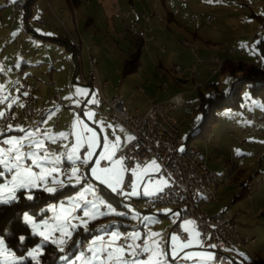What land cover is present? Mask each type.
I'll return each mask as SVG.
<instances>
[{
  "label": "crops",
  "instance_id": "obj_1",
  "mask_svg": "<svg viewBox=\"0 0 264 264\" xmlns=\"http://www.w3.org/2000/svg\"><path fill=\"white\" fill-rule=\"evenodd\" d=\"M5 1L6 3L0 4V48H3L0 54V79L5 81V84L0 81V88H2L0 90V113L3 112L4 105L8 103L7 101L12 96L13 103L20 107L21 103L14 93L17 85L16 74L18 71H23L26 77L37 86L36 106L41 116L34 120L20 117L16 123L1 127L0 150L17 146L15 144H4V140L21 141V151L24 153L36 151L40 156H43L47 152L50 158L59 157V167H57L59 168V173L53 174L47 186L55 187L56 190L66 185L75 186L70 192L60 198L65 207H71L72 204L79 202V197L75 193L84 185H90L89 182H92L98 188V196L101 198H105L100 190L101 185H104L111 193H115L107 184L98 182L93 175L92 177L96 180L94 182L90 181V176H85L84 168H86L87 173H91V168L96 167L94 163L85 166L79 161L73 164L67 159L72 148L78 145L77 154L81 156L82 148L90 142L89 138L94 132L95 146L92 147L91 151L96 155L90 157L94 161L98 160L99 154L105 151L104 145L106 141L111 142L116 137L120 138L119 147L114 149L117 156L120 148L130 141L128 137H132L127 127L105 115L104 112H109L110 108L102 102L98 86H94L92 90L91 85L87 81L91 55L97 60L96 66L101 77L108 80L103 86V90L108 95H120L122 101L129 107L131 112H144L152 101L166 100L177 95V103L173 110L174 115L175 110L179 112V110L186 109L188 98L191 95H194L197 91H202V87L208 86L207 84L210 82L216 83L214 77L221 70V63L225 59H245L249 62H262L256 44L258 40L264 38V33L255 35V32H257L258 25L264 16V1L254 0L253 2L255 3H252V5H246L245 2L238 1L237 3L241 7H233L232 12L240 15L238 19L234 20L233 24L240 26L244 24L245 28L244 30H239L235 27L236 25L232 26L234 31H231L228 37L220 33L222 30L221 21L222 16L226 14V11H229L224 6H233L234 2L232 0H210L208 4L201 6L202 10L200 13L194 9L192 10L193 7L189 8V6L187 7L184 4L174 6L177 12L171 7L172 9L168 11V22L164 20L160 13H158L159 16H151L149 14V19H146L141 15V11L138 10V14L141 17L138 21L139 25L136 26L135 22L128 21L129 23L126 22L124 27L128 31H132L131 33L134 36L137 35L139 39L134 42L126 35L124 41L127 49L125 50L120 47L119 43L118 48H116L113 44L104 45L100 42V36H98L96 31L98 27L94 25V15L88 12L87 19L84 22L81 14L75 10L80 5V0L78 4H71L75 10H73L72 14H68L58 0H47L49 5L52 6L54 3L65 15L67 22L62 18L63 22L65 21L63 24H65V29L67 30L65 33H62L59 27H54L55 18L48 12L47 15H44V20L37 18L39 23L33 22L31 18L34 15V1L27 16L30 26L24 28L19 18L11 19V14L13 13L12 3L16 0ZM162 1L166 6L165 0ZM143 2L145 3V0ZM154 3L155 6H159L158 0H154ZM134 4V0H129L126 6H133ZM52 8L55 7L52 6ZM247 8L251 9L250 14L247 12ZM47 11H49L48 8ZM213 11L217 13L213 14L214 18L210 21L209 17ZM131 15L132 12L125 14L127 17ZM137 19L139 18H135V20ZM97 21L100 22L99 17H97ZM204 21L208 24L206 25ZM132 25L136 26V31L131 30L130 27ZM19 29L25 30L28 33V38L22 40L23 35H21ZM188 35H191V38ZM118 37L113 36V39L119 42ZM225 39L232 40L233 43L229 46L218 45ZM203 40L207 42V47L200 46L201 43L199 41ZM72 41H78L79 47L75 48ZM164 44L168 47H164ZM209 44L214 46H209ZM196 45L199 46L198 51L195 49ZM243 46L246 48L245 55H241L239 52L240 47ZM139 47H141L139 53L140 64L136 70L126 72L128 54L131 56ZM232 47H235V50H232ZM146 48L150 63L141 59L142 52ZM17 63H19V66H16ZM173 63H177V68L170 67ZM11 75L12 80L10 81L8 76ZM57 87L61 88L63 103L50 98ZM8 90H13V95L12 91ZM189 105L192 106V103L189 102ZM75 106H82V113H79ZM16 114L21 115L19 109L16 110ZM255 118L254 114L253 117L249 116L246 119L250 124L258 125L260 122L258 118L257 120ZM194 125L193 123L192 127ZM41 127L44 129L43 132L40 131ZM87 129L92 131L89 132ZM120 129L124 131L122 132ZM60 133H65L66 136L61 137ZM245 133L246 129H244L242 136H235L232 146L229 147L231 152L235 151L237 143L241 141ZM49 135L51 139H49ZM26 140L28 141L27 143L25 142ZM35 141H42L43 149H37ZM47 142H49V145ZM30 144H33V147H29ZM25 145L27 146L26 148H24ZM243 155V153L240 154V156ZM235 157L236 155L233 153V157H230V160L234 164L240 165V162L238 163ZM102 161H100V167L108 166V162L106 165H102ZM152 161H156L158 168L149 166ZM24 163L31 165V160L26 158ZM123 165L127 169L124 161ZM56 166L57 164L45 165L46 168ZM72 167H77L80 170L78 175L82 178L79 182L75 179L69 181L67 178L71 174ZM133 169L136 170L135 174H133ZM239 169L241 168L239 167ZM33 170L38 171L35 168ZM125 174L126 171L122 173V183ZM132 174L133 179L130 189L125 191L122 200L125 206L129 203L128 198L138 200L137 204L139 205L141 203L139 198L147 196L145 191L152 196L168 182L167 177L161 173L160 161L154 154L147 157L144 163L132 168ZM6 175L11 178V174L6 173ZM251 176L241 181L242 194L249 193L252 205L255 206L260 202V208L262 209L264 208V183L260 179H255V184H252ZM53 178L62 181L63 186L60 183H52ZM1 179H4V177ZM221 181L224 182L219 176L218 185ZM122 183L116 185L117 189L121 188ZM133 184L136 186L137 194L130 197L129 193L132 191ZM253 185L255 188H252ZM226 196H228L227 192ZM217 198L218 192L217 196L212 199L201 197L202 210L205 212H217L224 209V207L212 205L211 202L216 201ZM209 202L211 204L206 207ZM162 206L164 208H144L139 217H135V219L131 215L126 216L129 223H124L125 225L123 226L114 223L116 225V233L122 236L126 235L128 229H142V235H139L140 239L136 240L135 243L147 244L150 247H155L154 242L159 243L160 248L166 253L165 256L161 257L163 259L166 258V264H170L167 256L173 259L175 263H178L176 258L181 255L183 250L189 251L185 253L186 255H193L194 252L198 256L199 249H203L202 245L204 247H213V245L205 244V238L195 219L180 218V210L175 206ZM105 209L107 210V207L104 206L101 210L104 211ZM48 212H50L49 209ZM115 214L120 213L117 212ZM237 215L233 211V217L238 221L242 231L245 232L244 225L240 223ZM247 219H250V216H247ZM175 225H178L188 233L186 240L181 239L178 232L173 229ZM256 230H254L255 233L253 235L255 243L258 240ZM111 234V232L110 234L105 232L102 237L106 241L111 239ZM173 236L178 237V241H172L171 238ZM188 241L191 242L190 246L181 249L179 245ZM87 242L89 245L88 239ZM130 242L132 243L129 239ZM116 244H120L119 239L116 240ZM251 252L253 253V251ZM258 256L260 255L258 254ZM192 258H187L186 263L191 264L198 257ZM197 264L200 263L197 262Z\"/></svg>",
  "mask_w": 264,
  "mask_h": 264
},
{
  "label": "rangeland",
  "instance_id": "obj_2",
  "mask_svg": "<svg viewBox=\"0 0 264 264\" xmlns=\"http://www.w3.org/2000/svg\"><path fill=\"white\" fill-rule=\"evenodd\" d=\"M58 1L62 3L63 7L68 12V14L73 13L74 8H72V5L68 0H58ZM80 1H81L80 5L75 10L77 13L81 14L82 19H84V22L87 19L88 12L94 15L95 17L94 25L98 27L96 31L98 36H100V42L103 43L104 45L113 44L114 46H116V48H118V43H119L120 47L123 50L127 49V45L124 41L126 35L134 42L139 39L137 35L134 36L131 33L132 31H128V29H125L124 27L125 23L128 21H132V23L135 22L134 24L136 26L139 25L138 21L140 20L141 17L138 14V10H140L141 12H145L148 15L151 14V16L160 13L164 18V20H167L168 22L169 19L168 11L173 8V10L177 12V9L175 7L178 5L184 4L187 7L189 6V8L193 7L192 10L194 9L195 11H198V13H200L202 10L201 6L206 5L210 2V0H165L167 4L165 6L162 0H158L159 6H155L154 0H145V3L143 2V0H134L135 4L133 6L132 5L126 6L129 0H93L92 2L91 0H80ZM232 1L234 2L233 6H227V5L224 6L226 10L229 11H226V14L222 16L223 18L221 21L222 30L220 31V33L222 35L225 34L226 37H228V34H230L231 31H234L232 30L233 29L232 26H235L236 24H233V22L234 20L238 19L240 15L232 12L233 7H238V8L241 7L240 4H238L237 2L243 1L246 3V5L249 4L252 5V3H255L253 2L254 0H232ZM259 1L263 2L264 0H259ZM1 3H6V1L0 0V4ZM34 3L36 4L34 5ZM194 4L199 6L197 7ZM33 6H34L33 7L34 15L32 16L31 19L38 18L39 20H44V15H47L48 12L50 15H52L55 18L54 27H59L62 33L67 32V30L65 29V24H63L65 21L67 22V19L65 18V15L59 10V8H57L54 5V3L52 4V6H54L55 8H52V6L49 5V2L47 0H34ZM47 8L49 9V11H47ZM128 10L129 12H132V15L130 17L125 16V13ZM247 10H248L247 12L250 14L251 9L247 8ZM214 13L216 14L217 12L213 11L210 15H213ZM97 17L100 18V22L97 21ZM61 18H64L65 21L63 22V19L61 20ZM135 18H139V19L135 20ZM204 22L206 25L208 24L206 21ZM235 27H237V29L239 30L240 29L244 30L245 25L241 24L240 26L237 24ZM19 30L21 35H23L22 40L28 38V33L25 30L24 31L21 29ZM113 36L116 37L119 36L118 37L119 42L114 40ZM188 36L191 38V35ZM179 37L181 38V36ZM199 42L201 43L200 45L201 47L207 45V42L204 40ZM231 43H233L232 40L225 39L224 41L218 43V45L229 46ZM209 46H214V45L209 44ZM164 47H168V46L164 44ZM195 47H196L195 49H197L198 51L199 46L196 45ZM1 48H0V54L2 53L3 50V48L2 49ZM130 57H131L130 54H128L127 58L129 59ZM30 59L32 58L30 57ZM141 59L144 60V62L150 63V60L147 57V48L143 50ZM173 64H171L170 67H172ZM16 66H19V63H17ZM11 77L12 75L8 76L10 81L12 80ZM214 79L216 83H218L219 88H221L222 90H229L233 82L236 80V77L227 71L220 70L216 74ZM1 82L2 83L4 82L5 84V81H1ZM1 89L2 88H0V90ZM8 91L10 92L12 91V95H13V90H8ZM202 91L204 93H208L210 91V87L203 86ZM241 93H242V100L240 101V105L238 107L226 105L217 108L216 109L217 120L212 125L211 131L204 137H201L198 134H193L190 138L189 144L195 145L197 148L201 149L206 153L208 161L211 164V165L209 164V166L216 168L219 173L220 179L224 180V182L221 181L218 185L217 188L218 198L216 201L211 202L212 205H217V207L221 206V208L224 207V209L229 208L232 211H235V213L238 214L237 215L238 220L242 225H244V228L246 230L245 233H247L248 235L253 236L255 233L254 230L258 228V230H256V232L258 233L257 236L258 240L256 241V243L254 242L250 246V249L251 251H253V254L255 255L256 258L258 257L264 258V208L262 209L260 208V204H261L260 202H259L260 204L257 203L255 206H253L252 201L250 199L251 196L249 195V193L242 194L243 187L241 186V181L246 180V178L248 179L251 175H253L250 178L253 180L252 184H255L254 183L255 179H260L262 183H264V123H259L258 125L257 124L255 125L254 123L250 124L246 119L249 117V114L251 112L255 114L256 120L257 118H259V116L264 114V101L259 97L252 95L251 90L247 84H244L242 86ZM12 99L13 96L7 101L8 103L5 105L12 106L13 105ZM189 102L192 103V106L189 105ZM199 106H200V91H197L196 93H194V95H191L190 98H188V104L186 106V109L179 110V112L178 110H175V116H177L181 121L180 135L181 138L184 140H186L190 132H192L191 131L193 128L192 124L194 123L195 126L197 127L199 122L204 119L203 111L200 109ZM1 129L2 128L0 127V130ZM244 129L253 130L254 131L253 135L248 138L246 144H243L241 141L240 142L238 141L239 143H237L235 151L231 152L229 147L232 146L233 141L236 138L235 136H242ZM206 139H209L208 143ZM25 142L27 143L28 141L26 140ZM30 145L31 147H33V144ZM184 146L185 144H182V147ZM233 153H235L236 155L235 158L238 163L240 162V165L234 164L230 160V157H233ZM241 153H243L244 155L240 156ZM56 167H59V165L57 164ZM239 167L241 169H239ZM84 174L85 176L86 175L90 176L91 179L90 181L93 182L96 181L92 177V174L90 172L87 173L86 168H84ZM9 179L10 177H8L5 174L4 179L0 178V183L6 182ZM89 184L90 185L87 184L84 185L78 190L77 193H75V195L79 197L78 200L79 202L77 204L80 205V209H78L75 212V215L78 217H83V209L87 208L91 212L92 210L91 205L95 204L97 206L95 210V215L97 217L96 219H99V223L97 224L96 228L102 231L94 233L93 234L94 236L93 235L90 236L88 238V241L90 243L97 236L102 237L105 232L108 234H110V232L116 233V225L113 224L117 218L116 216H114L115 213L118 212L123 216L131 215V217H134L133 219H135V217L136 218L139 217V215L142 213L141 211H143L144 208H147L143 201H140L141 203L138 205L137 204L138 200L136 201L131 198H128L129 203H127L125 207L123 208L118 207L112 201L98 196L99 194L98 188L92 182H89ZM252 188H255L254 185ZM226 192L228 196H226ZM148 196H150V194L147 195L146 197ZM211 203L210 202L207 203L206 207H209ZM0 204H4V203H0ZM53 205L56 206L54 210L51 207ZM61 205L65 207L63 201L60 199L57 201L52 200L49 203L45 204L43 207L40 208V211L48 208L50 212H48L47 214L44 215V217L41 218H37L33 213L28 211L24 213H28L29 215L34 216L37 222H42L43 220H49V218L51 217L62 214ZM104 206L107 207V210L105 209L106 211L101 210L102 207ZM162 207L163 206H156L153 209H160ZM104 216L106 217L103 218ZM123 216L119 218L124 223L128 224L129 223L128 219ZM247 216H250V219H247ZM84 219L89 221L88 223V229H89L91 227L90 222L95 219H92L91 216L84 217ZM72 222L75 224L80 223L79 220H73ZM133 233H138L139 235L140 234L142 235V229H138V228L128 229L125 237H130L131 234ZM0 237L4 238V236L2 235ZM107 241L108 240H106L105 242ZM126 243H129V241H127ZM4 247H6L9 250V253L14 254L16 257L21 256L15 253L14 251L10 250L6 246L5 239H4ZM201 247L203 249L202 250L199 249L198 256H196L194 252L193 255H189V254L186 255L185 253L189 251L183 250L181 255L178 258H176L178 263H175L173 259L167 256L168 262L170 264H187L185 257H190L189 259H193L192 257H198L197 259L194 258L196 259L193 260L194 262L191 260L192 261L191 264H197V262H199L200 264H224L215 260L216 250H217L215 246L204 247L202 245ZM32 248L28 249L27 251H30ZM80 250L82 249L78 248L75 254L72 255H70V252L65 250V253H62V255L67 254L70 257L74 258L75 255L79 254ZM223 250L224 252L230 255L231 264H237L236 262L242 263L244 262V260L249 259L251 257L250 250L246 248L224 247ZM258 254L260 256H258ZM209 255L212 257V259L206 258ZM2 258H3V254H0V259ZM165 259L161 258L163 264H166Z\"/></svg>",
  "mask_w": 264,
  "mask_h": 264
},
{
  "label": "built area",
  "instance_id": "obj_3",
  "mask_svg": "<svg viewBox=\"0 0 264 264\" xmlns=\"http://www.w3.org/2000/svg\"><path fill=\"white\" fill-rule=\"evenodd\" d=\"M25 4L26 0H16L12 3L11 19L19 18L22 26L28 28L30 23L27 19ZM128 13L129 11L125 14ZM141 15L146 19L150 17L145 12H141ZM157 16L159 15L157 14ZM213 18L214 16L210 15L209 20L212 21ZM33 22L39 23V20L33 19ZM130 28L136 31L135 25ZM260 33H264V16L255 35ZM232 50H235V47H232ZM239 52L241 55H245L246 48L240 47ZM96 65L97 60L91 55L90 69L87 74L88 83L99 87L102 102L110 108L109 112H104L105 115L127 127L134 137L117 153V156L123 158L127 167L122 187L117 190L118 193L124 196L125 191L130 189L133 179L132 168L144 163L147 157L154 154L158 157L161 173L167 177L168 182L161 190L153 194L152 200H141L146 207L154 208L161 204H171L179 208L180 218L195 219L205 238V244L216 247V261L218 262L231 261L230 255L224 252V247H242L251 252L250 246L255 242V237L242 231L238 221L233 217L231 209L225 208L217 212H197L196 195H202V191H209V180L214 179L215 175H219V173L216 168L209 166L208 161H202L204 152L201 149L185 143V140L181 138V121L173 113L178 96L152 101L146 111L133 113L122 101L120 95H108L103 90V86L108 80L101 77ZM177 66V63L172 65L174 68ZM16 82L14 94L21 105L18 107L16 103H13L12 106H4L3 116H0V127L16 123L20 117L34 120L41 116L36 106L37 86L35 83L30 81L23 71L17 72ZM50 98L63 103L61 88L57 87ZM82 108V106H75L79 113H82ZM17 109L20 110L21 115L16 114ZM249 116L253 117L254 113L251 112ZM258 121L264 122V114L259 116ZM40 131L43 132L44 129L41 128ZM253 132V130H246L245 136L241 138L242 143H246ZM47 144L49 145V142ZM182 144L185 146L182 147ZM87 145L85 144L82 148V158L86 154ZM26 147L25 145L24 148ZM101 163L106 165L107 161L103 160ZM216 196L217 192L210 191V199ZM173 229L178 232L181 239L188 238V233L178 225H175ZM127 241L129 240H125V235L119 237V243L124 244ZM79 246L86 252L88 242L82 241Z\"/></svg>",
  "mask_w": 264,
  "mask_h": 264
},
{
  "label": "snow or ice",
  "instance_id": "obj_4",
  "mask_svg": "<svg viewBox=\"0 0 264 264\" xmlns=\"http://www.w3.org/2000/svg\"><path fill=\"white\" fill-rule=\"evenodd\" d=\"M3 116V113H0ZM111 127V126H109ZM122 132L123 129H120ZM91 132V129H87ZM61 137L66 136L65 133L59 134ZM49 139L51 136L49 135ZM129 140L134 139V137L129 136ZM119 137H116L114 141L105 142V151L99 154L98 160H91L90 157L96 155L91 151L92 147L95 146V133L89 138V143L87 145L86 154L81 158L77 154V146H74L71 152L68 154L67 159L75 164L77 161L85 166L89 164H95L96 167L91 168V173L93 177L99 181L101 184H107L108 187L112 188L113 191H117L116 185L122 183V173L127 171L123 165V158L117 157L114 149L119 147ZM4 144H15L16 147L9 148L6 150H0V178H3L6 173L11 174V178L6 182L0 183V203L10 204L17 201L20 197L17 195L18 192L27 191L28 195L26 199L33 200L34 196L32 194L33 189L43 188L44 191L49 194H54L56 192L55 187H48L47 184L49 179L53 177V174L59 173L57 167H48L45 165H55L59 163V157L50 158L49 153L45 152L43 156H40L38 152L32 151L30 153H24L21 151L22 144L20 141H9L4 140ZM35 146L37 149H43L44 145L42 141H35ZM31 147V145H29ZM31 160V165H26L24 163L25 159ZM106 160L108 166L100 167V161ZM150 167H157L156 161H152L149 165ZM33 168L38 169L34 171ZM80 172L79 168L72 167L71 174L68 175V180L73 179L79 180L82 178L78 175ZM136 170L133 169V174ZM52 183H60L63 186L62 181L52 179ZM136 186L133 184L132 191L129 195H136ZM149 193L145 191V195ZM53 210L55 205L51 206ZM96 205H91V212L85 208L83 209V217H78L75 212L80 209L79 204H72L71 207H64L61 205V213L54 217L49 218V220H43L42 222H37L34 216L24 213L23 220L26 224L31 225L32 235L41 238L40 242L37 243L30 251H27V255H21L16 257L14 254L9 253V250L4 247V238L0 237V254H3V258L0 259V264H31V261H35V264H40V257L43 255V249L48 245H55L56 249L60 253H65V249L71 246H75L76 241L73 240V234L77 228H84L88 230L89 221L84 219V217L91 216L92 219H96L95 210ZM79 220V224H75L72 221ZM159 235V234H153ZM119 239V234L113 232L111 234V239L105 242L103 237L97 236L88 245L86 252L80 250L78 255L74 258L69 255H61L58 257L62 260L64 264H163L161 257L165 256L166 253L160 248L159 243H155V247H150L147 244H136L135 241L140 239L138 233L131 234L130 237H125V240H131L132 243L116 244V240ZM172 241H178V237L173 236ZM21 244H24L26 237L21 235L19 237ZM190 241L180 244V248L189 247ZM214 247V245H213ZM70 250V248H69ZM174 250V249H173ZM190 258V257H185ZM207 259H212L209 255Z\"/></svg>",
  "mask_w": 264,
  "mask_h": 264
},
{
  "label": "trees",
  "instance_id": "obj_5",
  "mask_svg": "<svg viewBox=\"0 0 264 264\" xmlns=\"http://www.w3.org/2000/svg\"><path fill=\"white\" fill-rule=\"evenodd\" d=\"M34 0H26L25 8L27 16L30 13V6ZM71 4H78L79 0H68ZM258 53L262 58L261 63L249 62L243 59H225L221 64V70L227 71L236 77L229 90H222L215 82L208 83L210 91L204 93L200 91V109L203 111L204 119L199 122L198 126L192 128L189 136L185 140V143L189 144L190 138L193 134H198L201 137L206 136L212 129V125L217 120L216 109L223 106H236L240 105L242 100L241 88L244 84H247L251 90L252 95L259 97L264 101V38H261L257 42ZM141 47H139L127 60L126 72L136 70L139 61V53ZM248 185V184H245ZM75 186H64L56 190L54 194H49L44 191L43 188L33 189V200L26 199L27 191L18 192L20 197L17 201L10 204H0V236H4L6 246L19 255H25L28 249L34 247L40 242L41 238L32 235V229L29 224H26L23 220V213L28 211L33 213L37 218L44 217L48 213V209L40 211V208L52 200H58ZM101 193L106 199L112 201L118 207H125L122 202L123 196H118L115 193H111L104 185L100 186ZM146 197L139 198L143 200ZM151 209V208H146ZM117 224L121 226L125 225L119 218L123 215L115 214ZM104 216L103 218H105ZM126 217V216H123ZM99 223V219L92 220L90 222V228L85 230L80 227L77 228L73 234V240L76 241L75 246L69 245L65 250L70 252V255L75 254L79 247L80 242L87 241V239L94 233L101 232L96 226ZM113 223V224H114ZM24 235L26 241L21 244L19 237ZM70 248V250H69ZM62 253L58 252L55 245L48 244L43 249V255L39 258L40 264H64L58 257ZM237 264H264V258L258 257L244 260L242 263ZM31 264H35V261H31ZM231 264V263H230Z\"/></svg>",
  "mask_w": 264,
  "mask_h": 264
},
{
  "label": "bare ground",
  "instance_id": "obj_6",
  "mask_svg": "<svg viewBox=\"0 0 264 264\" xmlns=\"http://www.w3.org/2000/svg\"><path fill=\"white\" fill-rule=\"evenodd\" d=\"M213 16V15H212ZM79 42L78 41H74L73 42V46L75 48L79 47ZM204 152V151H203ZM202 161H208L207 155L206 153H202ZM209 162V161H208ZM218 182H219V175H215L214 179L209 180V191H202V195H196V206H197V212H205L202 210V203H201V197H208L210 198V191L212 192H217V186H218ZM118 196H123L119 193H117ZM153 195L147 198H144L143 200H152ZM162 205H171V204H161ZM80 249H82L81 246H79ZM251 257L256 258L255 255L251 252ZM231 261H227L224 262V264H230Z\"/></svg>",
  "mask_w": 264,
  "mask_h": 264
},
{
  "label": "water",
  "instance_id": "obj_7",
  "mask_svg": "<svg viewBox=\"0 0 264 264\" xmlns=\"http://www.w3.org/2000/svg\"><path fill=\"white\" fill-rule=\"evenodd\" d=\"M90 85H91V84H90ZM91 88H92V90H93L94 86H93V85H91Z\"/></svg>",
  "mask_w": 264,
  "mask_h": 264
}]
</instances>
